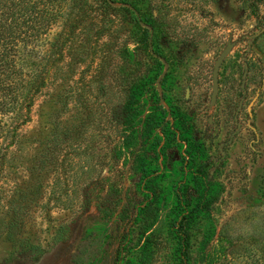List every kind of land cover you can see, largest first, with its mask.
<instances>
[{
  "label": "rangeland",
  "instance_id": "1",
  "mask_svg": "<svg viewBox=\"0 0 264 264\" xmlns=\"http://www.w3.org/2000/svg\"><path fill=\"white\" fill-rule=\"evenodd\" d=\"M128 1L110 2L105 21L103 0L38 3L83 13L53 18L42 34L63 42L62 74L32 105L23 149L0 179V264H264V0ZM86 11L93 19L79 24ZM138 16L152 27L153 52ZM140 72L150 76L149 120L141 116L128 148L110 154L123 131V76ZM69 134L81 144L65 145ZM53 137L64 141L51 155L65 161L48 156L39 169Z\"/></svg>",
  "mask_w": 264,
  "mask_h": 264
},
{
  "label": "trees",
  "instance_id": "2",
  "mask_svg": "<svg viewBox=\"0 0 264 264\" xmlns=\"http://www.w3.org/2000/svg\"><path fill=\"white\" fill-rule=\"evenodd\" d=\"M9 1L10 0H0V179L7 176L8 171H6V169L9 163L12 162L11 154L14 153V148L18 150L23 149L25 139L24 134L20 131V129L24 123L29 121L32 105L35 103L36 99L42 95L44 89L47 87L46 84L50 81V79L53 78V76L61 73L58 64L60 62V49L63 46V42H61L57 37L44 40L46 36L42 37V34L48 33V30L52 27V24H54L53 20L56 17L59 18L73 15L72 17L77 18L78 16H82L83 13L81 8L76 7L74 4V7L66 6L63 9L58 7L54 14L50 8L41 9L40 6L38 7V3L40 4L41 2L48 0H16L14 3H16V10L18 9V16H15L14 14L10 13ZM50 1L53 3L55 0ZM58 1L60 4L78 3V0ZM113 1L114 0H103L104 3H107V7L105 9L106 13L102 16L103 21L111 18V16L114 15L113 9L115 7L111 5L112 3H110ZM119 1L121 3L129 2L128 0ZM26 13L27 15L25 16L24 14ZM97 13L100 12L97 11ZM48 15L52 18H50ZM90 15H95V11H88L84 17V20L81 19L79 22H77L79 24L83 23L86 25L88 22H91L90 20L93 19ZM22 16L24 17L21 18ZM36 16L43 18L38 20L39 17ZM88 16L90 20H86V17ZM73 22L74 20H70L68 23H64V26L67 27L63 29L62 35L67 33V28L73 25ZM58 33L60 34V32ZM62 39H64V45H66L67 50H71L72 52L73 47L70 39ZM43 41H45V44L49 43L51 45V48L46 54L41 53L39 50V47L41 46L40 43ZM93 49L96 50V48ZM82 51L83 50H80L79 52ZM149 51L153 52V50L150 48ZM123 52L125 53L126 51L123 50ZM86 57H88V52L85 58ZM142 58L144 59L145 57L143 56ZM84 59H81V61H84ZM43 60L44 62L42 63L41 67L38 66L37 62ZM128 62L129 61L126 60L125 64ZM145 65L146 63L144 66ZM42 68H46L45 72L42 71ZM124 78L126 81H128L127 83L129 85L126 87V90L128 91L126 93L123 106V131L121 130L120 133L121 140L117 144H114L111 149H109L110 154L113 153V149H118L120 152L122 147L125 149L128 148L126 145L127 140L130 138V133H128V131L136 130V127L141 120V116H145L143 114L144 106L147 104V93L151 89L149 85L150 76L147 74L142 75V72H140V74L135 77L133 75L131 78H128L127 75H124L123 79ZM46 95L50 97L52 93L46 92ZM115 112L119 115L118 120H120L122 108L120 109V107H115ZM144 118H147L144 123L147 124L149 120L148 116ZM117 123L118 126L120 122L118 121ZM88 124H91V122ZM66 138L68 139L65 142V145H68L69 148H74L77 145H80L82 141L73 134H69ZM52 139L55 140V142H53L52 146L47 152L41 155L39 169L42 167V162H45V158L48 156H50L49 161L54 165H63V161H65V159H60L59 156L56 157L55 155H51L53 151L57 152L55 146H58L61 143L63 144L64 140L60 139L58 141L57 137H53ZM139 144L140 143H138V145ZM142 145L140 144V146ZM137 154L138 152H136V149L135 152L134 150H131L130 155L132 157L131 159L133 160L132 164L135 163ZM17 206L18 204L15 200L9 199L8 207L6 208L7 210L10 209L13 212V217L21 220L23 213L18 211L14 212V208ZM20 223V221L15 220L13 222L12 220L8 227L15 228L18 227Z\"/></svg>",
  "mask_w": 264,
  "mask_h": 264
},
{
  "label": "water",
  "instance_id": "3",
  "mask_svg": "<svg viewBox=\"0 0 264 264\" xmlns=\"http://www.w3.org/2000/svg\"><path fill=\"white\" fill-rule=\"evenodd\" d=\"M142 25L147 27V28H150V26L148 24H146V23H142ZM149 47H150V49H152V46H151V35H150V38H149ZM227 52H228V47H226L220 53V55L218 56L217 60L214 63V67H213V70H212V98L215 97V95H216V93L218 91V72H219V67H220V64H221L222 60L226 56ZM159 59L165 64V67H167V63L164 60V58L160 57ZM164 73H165V71H163L160 74V76L158 77L157 85H159L160 80H161L162 76L164 75Z\"/></svg>",
  "mask_w": 264,
  "mask_h": 264
},
{
  "label": "flooded vegetation",
  "instance_id": "4",
  "mask_svg": "<svg viewBox=\"0 0 264 264\" xmlns=\"http://www.w3.org/2000/svg\"><path fill=\"white\" fill-rule=\"evenodd\" d=\"M138 21H139V23H140L141 26H143L142 23H145V22H143L142 20L139 19V16H138ZM148 25H149V24H148ZM149 26H150V25H149ZM144 27H145V26H144ZM146 28H147V27H146ZM147 29L150 31L149 38H150V35H151V38H152V27L150 26V28H147ZM148 43H149V40H148ZM149 48H150V47H149ZM159 58H160V57H159ZM50 260H51L50 258L46 259V260L43 262V264H49V263H51Z\"/></svg>",
  "mask_w": 264,
  "mask_h": 264
}]
</instances>
